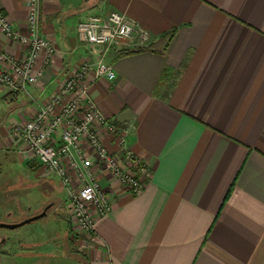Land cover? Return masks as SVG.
Masks as SVG:
<instances>
[{
	"label": "crops",
	"instance_id": "0c3cea01",
	"mask_svg": "<svg viewBox=\"0 0 264 264\" xmlns=\"http://www.w3.org/2000/svg\"><path fill=\"white\" fill-rule=\"evenodd\" d=\"M0 9L26 33L27 0H0ZM113 11L149 34L143 51L124 55L79 40L80 22ZM40 27L56 53L47 65L37 60L38 84L16 93L0 85L1 161L28 169L35 181L25 189L54 194V177L11 128L31 120L74 68L102 59L115 79L89 76L90 96L109 122L129 126L126 147L151 172L133 196L96 169L83 145L111 212L90 234L70 232L65 215L72 257L80 264H264V0H41ZM0 50L17 60L26 52L1 33ZM98 131L120 159L115 137Z\"/></svg>",
	"mask_w": 264,
	"mask_h": 264
},
{
	"label": "built area",
	"instance_id": "2783aa9c",
	"mask_svg": "<svg viewBox=\"0 0 264 264\" xmlns=\"http://www.w3.org/2000/svg\"><path fill=\"white\" fill-rule=\"evenodd\" d=\"M41 0H27L26 33L13 30L0 9V33L26 49L21 60L0 50V85L10 92L25 91L36 85L44 70L37 68L40 56L49 64L55 53L53 43L45 38L40 27ZM79 40L88 46H102L105 51L146 48L149 34L119 12L91 16L77 26ZM113 81V68L102 59L92 64L84 62L74 68L47 102L37 104L36 113L24 124H16L10 135L23 144L47 175L55 177L66 194L65 206L70 232L90 234L96 224L111 212L109 195L96 180L83 145L94 154L96 169L110 175L133 196L143 191L150 170L139 156L126 147L127 124L109 122L92 100L91 81ZM103 128L115 137L121 157L108 152L98 131ZM73 236V235H72Z\"/></svg>",
	"mask_w": 264,
	"mask_h": 264
},
{
	"label": "rangeland",
	"instance_id": "374dc122",
	"mask_svg": "<svg viewBox=\"0 0 264 264\" xmlns=\"http://www.w3.org/2000/svg\"><path fill=\"white\" fill-rule=\"evenodd\" d=\"M0 163V223L18 224L36 216L49 196L57 202L56 209L42 219L14 230L0 229V264H80L67 247L66 194L59 181L51 178L55 192L43 195L24 188L35 180L18 161L2 162L0 158ZM14 182H18L16 188L11 185Z\"/></svg>",
	"mask_w": 264,
	"mask_h": 264
},
{
	"label": "water",
	"instance_id": "95a60500",
	"mask_svg": "<svg viewBox=\"0 0 264 264\" xmlns=\"http://www.w3.org/2000/svg\"><path fill=\"white\" fill-rule=\"evenodd\" d=\"M47 215V212L44 211L42 212L41 214L39 215H36V216H33L21 223H18V224H4V223H0V229H7V230H14V229H17L19 227H22L23 225H27V224H31L39 219H42L44 218L45 216Z\"/></svg>",
	"mask_w": 264,
	"mask_h": 264
},
{
	"label": "trees",
	"instance_id": "16d2710c",
	"mask_svg": "<svg viewBox=\"0 0 264 264\" xmlns=\"http://www.w3.org/2000/svg\"><path fill=\"white\" fill-rule=\"evenodd\" d=\"M144 49H145V48H139V49H126V50H122L121 52H122V54H124V55H130V54L139 53V52L143 51ZM231 189H232V186H231V188L229 189L226 198H227L228 195L230 194Z\"/></svg>",
	"mask_w": 264,
	"mask_h": 264
},
{
	"label": "flooded vegetation",
	"instance_id": "af4514ba",
	"mask_svg": "<svg viewBox=\"0 0 264 264\" xmlns=\"http://www.w3.org/2000/svg\"><path fill=\"white\" fill-rule=\"evenodd\" d=\"M55 206V202L51 201V202H48L47 204H45L41 209H40V213L41 214L42 212L46 211V212H49L51 211ZM37 214V215H39Z\"/></svg>",
	"mask_w": 264,
	"mask_h": 264
}]
</instances>
